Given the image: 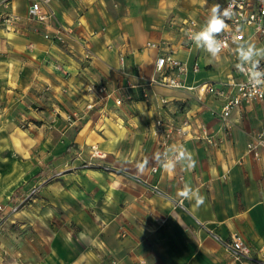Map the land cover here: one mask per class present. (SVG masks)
Listing matches in <instances>:
<instances>
[{
  "label": "crops",
  "instance_id": "1",
  "mask_svg": "<svg viewBox=\"0 0 264 264\" xmlns=\"http://www.w3.org/2000/svg\"><path fill=\"white\" fill-rule=\"evenodd\" d=\"M32 1L0 0V264H264V160L246 151L264 100L233 107L225 134V96L198 87L226 84L238 47L212 58L186 37L187 21L204 25L217 0H49V26L28 17ZM57 27L64 40L44 36ZM168 52L186 65L184 87L147 84ZM99 83L131 99L68 121ZM158 117L189 120L169 152L186 150L194 167L151 171ZM200 125L221 141L198 137ZM91 145L106 156L86 164ZM186 185L195 196L180 195ZM232 234L250 244L247 261L224 248Z\"/></svg>",
  "mask_w": 264,
  "mask_h": 264
},
{
  "label": "built area",
  "instance_id": "2",
  "mask_svg": "<svg viewBox=\"0 0 264 264\" xmlns=\"http://www.w3.org/2000/svg\"><path fill=\"white\" fill-rule=\"evenodd\" d=\"M49 0H33L28 9V17L42 23L43 25H50L53 16L52 10L44 6ZM221 5V9L229 8L231 16L225 18L227 27L217 35V39L223 41L224 47L221 52L240 45H249L246 34L250 31L258 38H264V0H217L216 4ZM204 25L198 24L194 19L187 21L186 31L187 40L188 34L193 31H200ZM66 29L57 27L55 32H44V36L53 40H64L62 33ZM71 32L70 29L67 30ZM189 41V40H188ZM150 46L157 47L154 42L149 43ZM260 61V69H264V58L256 57ZM123 61V56L120 57ZM241 61L238 59L237 65ZM236 65L233 76L224 84L228 86V92L224 90V85L216 86L213 83L207 82L201 84L198 88L200 90L211 93L215 96H225V102L218 112V117L222 122L225 134L230 133L229 115L233 107L239 106L243 103H254L256 101L264 100V85H259L255 89L249 83L248 69L250 64H244L241 68ZM197 66H195L196 69ZM156 75L151 76L147 80V84H161L166 87L180 88L184 87V75L186 72L185 63L176 58L171 52L163 53L157 56L155 60ZM97 93V98L87 102L84 110L81 112H72L66 114V119L70 122L83 120L86 114L94 108L95 105L103 103L110 97H113L115 104L120 105L124 98L131 99L130 94L122 97L114 94V91L109 89L105 83H99L89 88ZM143 96H147L146 89L143 90ZM165 100H163L164 102ZM189 125L188 119H183L180 122H175L172 118L158 117L150 130V134L154 138L159 149V160L150 167L152 172H156L162 166L165 159H175L174 153L169 152V146L176 135H182L185 127ZM198 137L203 138L206 143L217 145L221 138L215 137L211 134L205 125H200V133L196 134ZM246 151L256 160H264V125L256 130L246 142ZM106 153L99 149L97 146L91 145L88 151L89 160L92 158L104 159ZM87 160V161H89ZM86 161V162H87ZM87 164V163H86ZM39 184H34L27 190L23 196V202H26L32 194L37 191ZM151 189L154 192H159L156 185H152ZM19 204L11 206V210H16ZM3 209L0 204V210ZM224 248L228 250L236 261H247L251 256L250 244L238 234H232L229 241L224 243Z\"/></svg>",
  "mask_w": 264,
  "mask_h": 264
},
{
  "label": "clouds",
  "instance_id": "3",
  "mask_svg": "<svg viewBox=\"0 0 264 264\" xmlns=\"http://www.w3.org/2000/svg\"><path fill=\"white\" fill-rule=\"evenodd\" d=\"M231 16L230 7L221 9L220 4H215L207 18L205 26L200 31H193L188 34V40L195 43L197 47L203 48L207 53L215 58L223 49V41L217 39V35L221 33L226 27L225 18ZM238 56L241 61L237 65L241 68L244 64H250L248 69L249 83L255 89L259 85H264V69H260V61L256 57L264 58V49H257L254 44L247 46L240 45L238 48ZM175 159H165L162 162V166L168 171H174L177 164H184L186 162L187 167L192 168L195 166V160L190 154L186 153V150H179L174 153ZM181 196L188 198L195 196L196 193L189 186H185ZM198 202H202V199L197 197Z\"/></svg>",
  "mask_w": 264,
  "mask_h": 264
},
{
  "label": "rangeland",
  "instance_id": "4",
  "mask_svg": "<svg viewBox=\"0 0 264 264\" xmlns=\"http://www.w3.org/2000/svg\"><path fill=\"white\" fill-rule=\"evenodd\" d=\"M93 146H94V145H93ZM95 146H96V145H95ZM90 147H91V146H90ZM90 147H89V150H90ZM89 150H88V151H89ZM79 153H81V152H79ZM88 160H89V157H88ZM99 160H101V159H99ZM86 161H87V160H86ZM86 161H85V163L88 164V163H91L92 161H96V159H95V158H92V159H90L89 161H87V162H86ZM38 184H39V185H38L37 191H36L34 194H32L31 197L28 198L29 201H32V199L35 198L36 195L39 194V191L41 190V185H42V184H41V183H38ZM29 189H30V188H29Z\"/></svg>",
  "mask_w": 264,
  "mask_h": 264
}]
</instances>
